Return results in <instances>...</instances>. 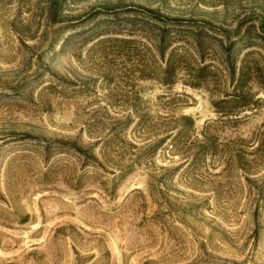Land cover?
<instances>
[{"label":"rangeland","instance_id":"1","mask_svg":"<svg viewBox=\"0 0 264 264\" xmlns=\"http://www.w3.org/2000/svg\"><path fill=\"white\" fill-rule=\"evenodd\" d=\"M0 264H264V0H0Z\"/></svg>","mask_w":264,"mask_h":264},{"label":"trees","instance_id":"2","mask_svg":"<svg viewBox=\"0 0 264 264\" xmlns=\"http://www.w3.org/2000/svg\"><path fill=\"white\" fill-rule=\"evenodd\" d=\"M167 47L168 46L166 44H162L158 50V54L162 59L165 57V51ZM163 73H164V77L162 79V82L165 84L172 83L173 81L169 76L175 73V66H174V61L170 54H167L164 59ZM229 74H230V81L232 84V89H231L232 93H230V99H228L227 101L233 103L235 107H248L249 106L248 103L240 102V100L242 99L241 86L245 81H247L244 72L240 69L237 75L234 77L235 75L234 67L231 63H229Z\"/></svg>","mask_w":264,"mask_h":264}]
</instances>
